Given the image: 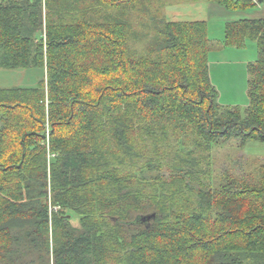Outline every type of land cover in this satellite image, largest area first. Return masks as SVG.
I'll return each instance as SVG.
<instances>
[{
  "label": "trees",
  "instance_id": "trees-1",
  "mask_svg": "<svg viewBox=\"0 0 264 264\" xmlns=\"http://www.w3.org/2000/svg\"><path fill=\"white\" fill-rule=\"evenodd\" d=\"M173 1L0 0V68L40 74L0 88V264H264V156L244 154L264 144V20L213 42ZM248 42L241 111L209 55ZM230 142L245 168L217 173Z\"/></svg>",
  "mask_w": 264,
  "mask_h": 264
},
{
  "label": "rangeland",
  "instance_id": "rangeland-1",
  "mask_svg": "<svg viewBox=\"0 0 264 264\" xmlns=\"http://www.w3.org/2000/svg\"><path fill=\"white\" fill-rule=\"evenodd\" d=\"M164 14L168 21H205L208 24L210 39L222 41L224 26L228 22L238 20H264V6L248 8L244 11L228 10L209 0L184 2L175 0L165 8ZM209 55L210 76L218 92V102L224 106H236L245 111L247 97V65L256 59V45L247 43V49L238 50L225 48L216 51L217 46ZM40 74L36 70H5L0 68V88H31L37 83ZM248 156H264V144L248 143L244 149ZM243 149L236 142L224 143L212 149V161L215 172H238L245 168L247 161L242 162ZM250 160V159H249ZM250 163V162H249ZM256 164V163H255ZM74 227L78 220L72 219Z\"/></svg>",
  "mask_w": 264,
  "mask_h": 264
},
{
  "label": "water",
  "instance_id": "water-1",
  "mask_svg": "<svg viewBox=\"0 0 264 264\" xmlns=\"http://www.w3.org/2000/svg\"><path fill=\"white\" fill-rule=\"evenodd\" d=\"M154 214H152V215H148V216H145V217H143L142 219H143V221H145V220H147V221H149V220H151L152 218H154Z\"/></svg>",
  "mask_w": 264,
  "mask_h": 264
},
{
  "label": "crops",
  "instance_id": "crops-1",
  "mask_svg": "<svg viewBox=\"0 0 264 264\" xmlns=\"http://www.w3.org/2000/svg\"><path fill=\"white\" fill-rule=\"evenodd\" d=\"M226 47H217L216 48V51H219V50H223V49H225ZM215 49V48H214ZM243 50H245V49H243ZM213 51V50H212Z\"/></svg>",
  "mask_w": 264,
  "mask_h": 264
},
{
  "label": "built area",
  "instance_id": "built-area-1",
  "mask_svg": "<svg viewBox=\"0 0 264 264\" xmlns=\"http://www.w3.org/2000/svg\"><path fill=\"white\" fill-rule=\"evenodd\" d=\"M254 1V0H253Z\"/></svg>",
  "mask_w": 264,
  "mask_h": 264
}]
</instances>
